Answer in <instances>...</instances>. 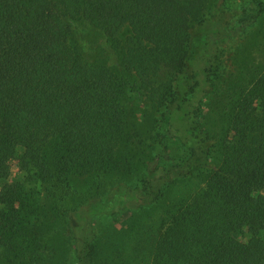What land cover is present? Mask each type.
I'll return each instance as SVG.
<instances>
[{"label": "trees", "instance_id": "1", "mask_svg": "<svg viewBox=\"0 0 264 264\" xmlns=\"http://www.w3.org/2000/svg\"><path fill=\"white\" fill-rule=\"evenodd\" d=\"M236 1L0 0V264L62 229L95 264V221L149 208V264H264V70L235 84L264 2Z\"/></svg>", "mask_w": 264, "mask_h": 264}, {"label": "rangeland", "instance_id": "2", "mask_svg": "<svg viewBox=\"0 0 264 264\" xmlns=\"http://www.w3.org/2000/svg\"><path fill=\"white\" fill-rule=\"evenodd\" d=\"M236 1V0H235ZM251 2L252 0H245ZM264 0H260V2ZM237 2V1H236ZM254 9L257 10L260 4H252ZM257 33H254L253 38L246 41L238 57L239 67L236 72V85L239 90L246 89L251 86L253 80L257 74L264 70V11L263 17L256 28ZM147 103H141L135 106L134 110L131 107H127L128 121L130 124H135L142 132H146L150 126V112L146 109ZM143 147V146H142ZM10 174L8 181L12 182L17 175V167L13 161L9 162ZM131 171L133 176L129 177L130 181H136L137 170L141 169L139 163L131 165ZM119 178H124V173L120 169H116L113 172L101 177L102 181H113ZM81 189L87 190L88 186H91V178H81ZM107 184V183H106ZM122 215V214H121ZM114 216L116 218H98L93 224L94 231V249H95V264H149L154 248V237L147 242L143 238H139L141 232L145 230V225H149L152 222H157L162 217L161 211H156L155 208H149L140 210L138 215L134 218H129V214L123 216ZM128 216V217H127ZM131 223H139L138 230H132ZM152 226H149L146 230H151ZM61 235L57 237V242L54 244L56 248V263L51 262L49 264H78L75 254L72 250L71 241L65 236L70 234L73 236L72 230L69 231L60 230ZM57 232V233H60ZM69 235V236H70ZM57 236V234H56ZM155 236V234H154ZM46 250L43 249L41 252ZM49 250H46L48 253ZM47 264V263H46Z\"/></svg>", "mask_w": 264, "mask_h": 264}]
</instances>
